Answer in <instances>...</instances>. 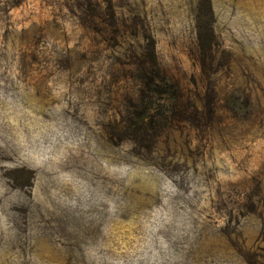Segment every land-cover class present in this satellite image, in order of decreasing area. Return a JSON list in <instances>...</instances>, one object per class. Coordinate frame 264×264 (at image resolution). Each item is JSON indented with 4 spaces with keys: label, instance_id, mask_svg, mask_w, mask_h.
<instances>
[{
    "label": "rangeland",
    "instance_id": "rangeland-1",
    "mask_svg": "<svg viewBox=\"0 0 264 264\" xmlns=\"http://www.w3.org/2000/svg\"><path fill=\"white\" fill-rule=\"evenodd\" d=\"M0 264H264V0H0Z\"/></svg>",
    "mask_w": 264,
    "mask_h": 264
}]
</instances>
